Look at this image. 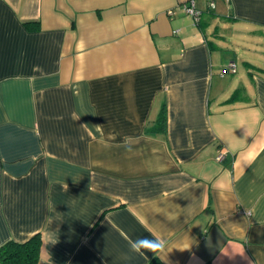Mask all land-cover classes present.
<instances>
[{
    "label": "crops",
    "instance_id": "crops-1",
    "mask_svg": "<svg viewBox=\"0 0 264 264\" xmlns=\"http://www.w3.org/2000/svg\"><path fill=\"white\" fill-rule=\"evenodd\" d=\"M181 1L0 0V245L264 264V0Z\"/></svg>",
    "mask_w": 264,
    "mask_h": 264
},
{
    "label": "trees",
    "instance_id": "trees-1",
    "mask_svg": "<svg viewBox=\"0 0 264 264\" xmlns=\"http://www.w3.org/2000/svg\"><path fill=\"white\" fill-rule=\"evenodd\" d=\"M239 90L233 91L229 100L237 98ZM165 114L161 111L158 118L160 124H164ZM41 239L38 234L33 235L23 243L8 240L0 245V264H37ZM151 264H161L153 259ZM206 264H210L209 262Z\"/></svg>",
    "mask_w": 264,
    "mask_h": 264
},
{
    "label": "clouds",
    "instance_id": "clouds-1",
    "mask_svg": "<svg viewBox=\"0 0 264 264\" xmlns=\"http://www.w3.org/2000/svg\"><path fill=\"white\" fill-rule=\"evenodd\" d=\"M130 253L145 255L146 253H152L153 256L157 257L164 254L168 250V242L162 237L148 238V237H137L136 239L127 238ZM128 258V257H126Z\"/></svg>",
    "mask_w": 264,
    "mask_h": 264
},
{
    "label": "built area",
    "instance_id": "built-area-1",
    "mask_svg": "<svg viewBox=\"0 0 264 264\" xmlns=\"http://www.w3.org/2000/svg\"><path fill=\"white\" fill-rule=\"evenodd\" d=\"M208 1V7L213 8L214 3L213 0H207ZM181 8H183L184 12L192 17L194 21H198L201 11L196 7L195 0H182L181 1ZM236 64L234 62H230L229 65L225 66V68L222 69V74L230 71L234 73L236 71ZM222 156L221 153L217 155L216 159H220Z\"/></svg>",
    "mask_w": 264,
    "mask_h": 264
},
{
    "label": "rangeland",
    "instance_id": "rangeland-1",
    "mask_svg": "<svg viewBox=\"0 0 264 264\" xmlns=\"http://www.w3.org/2000/svg\"><path fill=\"white\" fill-rule=\"evenodd\" d=\"M236 60L239 61V58H237ZM237 61H236V63H235V64H237L236 66H238V68L241 69L240 66H239L240 63L237 62Z\"/></svg>",
    "mask_w": 264,
    "mask_h": 264
}]
</instances>
